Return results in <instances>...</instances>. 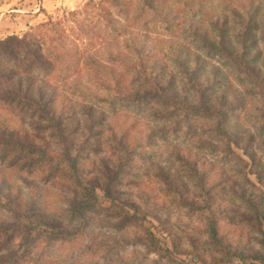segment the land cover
<instances>
[{
  "label": "rangeland",
  "instance_id": "1",
  "mask_svg": "<svg viewBox=\"0 0 264 264\" xmlns=\"http://www.w3.org/2000/svg\"><path fill=\"white\" fill-rule=\"evenodd\" d=\"M250 19L260 78L196 38ZM261 29L264 0H0V130L47 148L0 141L5 264H264Z\"/></svg>",
  "mask_w": 264,
  "mask_h": 264
},
{
  "label": "trees",
  "instance_id": "2",
  "mask_svg": "<svg viewBox=\"0 0 264 264\" xmlns=\"http://www.w3.org/2000/svg\"><path fill=\"white\" fill-rule=\"evenodd\" d=\"M245 6V5H243ZM246 13H248L249 15H252V11L250 8H247L246 9ZM253 27H256L255 23L253 20H249L245 23L244 25V31L246 33H242L243 34V37H240L241 39V50L238 52L236 51L235 48H233L230 44V41L227 39V36L224 34V32L222 33L221 32V35H220V41L219 43H215L213 40H209L208 38H206L205 36H202L201 38L196 35V38L200 40V42L205 46V47H208V48H214V49H217V48H220L221 51L223 53H225L228 57L232 58V59H235V60H242L243 61V68L245 69V71L250 74V76H253L254 78H260L261 75L260 73L261 72V67L259 66H256L255 63H253L254 61V57H256V55H251L252 52L250 49V47L252 46H255L256 44V40H255V37H249L247 36L248 35V30L249 29H254ZM262 31H264V29H261ZM196 34V32H195ZM240 35V34H239ZM247 36V37H246ZM221 45V46H220ZM220 46V47H219ZM41 55H39L37 58H38V61L42 62L41 61ZM176 59H179L178 62H181L180 64H182L181 66H184L183 65V60L180 59L179 57H177ZM264 66V65H262ZM113 79V82H114V86L117 88L118 92H122V90H124V87H123V84H121L118 80H116L115 76L112 77ZM145 79V77H144ZM170 80V79H169ZM167 82V87L170 86V84H172V79ZM32 81V80H31ZM28 82V84H30V82ZM146 83H148V80H145ZM101 83L104 84V82H100V85ZM108 86V84H107ZM141 87L139 86H136V89H134V92H133V89H132V92L134 95H147L150 93V91H152L151 88H148L147 86L144 85V83H142L140 85ZM154 86L156 87L155 88V91L157 93H154L155 94H158L159 93V90L160 89V86L158 85V81L157 80H154ZM30 87V86H28ZM28 87H26L25 89L22 88V86L20 85V83H18V90L17 92H19L21 95H23V97L25 98L26 101H33L35 100V98H37L40 102H43V103H46L48 100L44 99V92L43 90L40 91V89H37L36 90V93H37V97H34L31 93L30 90H28ZM11 91V90H10ZM3 92L2 89H0V93ZM6 92V91H5ZM169 95H177L176 92L172 91L171 93H169ZM204 98L201 96V99L200 101L204 104ZM173 102H181V101H173ZM179 104V103H178ZM207 104V103H206ZM209 106L207 105H204L202 106V110L204 112H207V109ZM13 130H0V141L1 142H5V143H13V144H16L18 146H22V147H28V148H31L32 150H35V151H39V152H47V148L46 146L42 143V140L34 135H31V134H28V133H23V134H20L18 135V137H15L13 135ZM17 136V135H16ZM46 148V149H45ZM185 163L186 165L189 167L188 168V171H190V174L191 176L195 177L196 178V185L198 186L199 189H201L202 191L207 188V184L205 183L204 181V178L200 177L199 176V173H198V170L196 168V164L194 165L195 162H192L190 160V158H188L186 155H183V158H181ZM191 161V162H190ZM161 175H163V173H160ZM167 184L169 185V187L175 191V194H176V201L181 203V204H192L193 202H191V197L190 195H187V196H184L181 194L182 191H188V186L185 184V182H182V181H176L174 180V178L171 177V175L167 174L166 177H164ZM74 206V204H73ZM261 214H264V213H261ZM81 220H84L82 219V217H80ZM210 232L211 234H213L214 232V229H211L210 228ZM8 252H3V253H0V264H5L7 261H8Z\"/></svg>",
  "mask_w": 264,
  "mask_h": 264
}]
</instances>
